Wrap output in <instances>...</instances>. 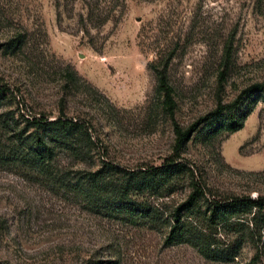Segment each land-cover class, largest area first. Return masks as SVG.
<instances>
[{
  "label": "rangeland",
  "instance_id": "rangeland-1",
  "mask_svg": "<svg viewBox=\"0 0 264 264\" xmlns=\"http://www.w3.org/2000/svg\"><path fill=\"white\" fill-rule=\"evenodd\" d=\"M0 11L8 20L0 23V85L8 89L0 115L14 117L0 127V263L213 264L186 246H166L160 228L94 214L82 197L11 161L8 150L25 119L63 116L92 127L100 147L91 168L57 161L56 172L69 173L71 183L95 170L99 156L128 169L159 166L172 154L174 135L149 65L172 52L174 118L189 127L264 82V0H127L118 24L91 31L99 53L76 17L56 21L53 0H0ZM67 71L78 88H65ZM209 124L181 155L204 185L203 199L261 205L242 206L235 225L218 227L217 239L240 249L234 262L217 264H250L256 249L264 264V104L234 134H215ZM190 191L183 176L173 194L149 201L169 211Z\"/></svg>",
  "mask_w": 264,
  "mask_h": 264
},
{
  "label": "trees",
  "instance_id": "trees-1",
  "mask_svg": "<svg viewBox=\"0 0 264 264\" xmlns=\"http://www.w3.org/2000/svg\"><path fill=\"white\" fill-rule=\"evenodd\" d=\"M126 1L53 0V5L56 21L61 22L62 17H76L81 32L88 38V45L99 53L101 47L94 43L91 31H100L108 23L118 24L126 11ZM4 15L0 11V23L8 21ZM15 40L17 45L21 44L19 33ZM171 55L172 52L159 55L149 65V69L155 73L156 93L162 97V108L171 121L174 135L172 154L159 166L144 165L128 169L99 156L95 170L81 172V176L71 183L66 178L69 173L56 172L57 161L64 156L76 164L85 163L91 168L94 166L93 154L96 152L99 155L100 147L92 140V127L63 116L51 121L36 117L25 119V127L12 137L8 155L14 163L24 162L25 167L38 171L46 181L51 179L55 185L82 197L87 208L102 218L104 215L131 225L160 228L164 230V244L168 247L186 246L208 263H231L238 258L240 244L225 247L216 237L218 227L235 225L237 222L233 217L242 206L259 209L261 205L258 200L250 199L231 203L205 201L204 185L195 179L193 170L181 162V155L192 136L208 121L211 127L215 126V134L222 132L231 135L240 131L257 105L264 104V82L247 87L231 103H219L212 113L183 129L174 118V89L167 73ZM63 76L67 80L66 89L71 86L78 88L74 73L67 71ZM7 94L6 86L0 85V108L5 104ZM2 117L0 115V127L6 124V128H9V121L11 127L14 117ZM29 128L33 131L29 132ZM23 146L25 148H20ZM183 176L187 177L191 191L182 203L169 211L150 203V198H166L173 194ZM247 238L254 246L253 231ZM250 264H260L257 249Z\"/></svg>",
  "mask_w": 264,
  "mask_h": 264
}]
</instances>
